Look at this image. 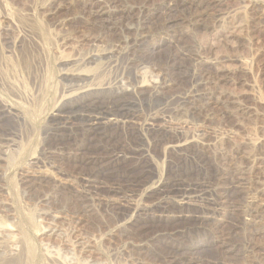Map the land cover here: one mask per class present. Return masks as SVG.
I'll return each instance as SVG.
<instances>
[{"label": "rangeland", "instance_id": "rangeland-1", "mask_svg": "<svg viewBox=\"0 0 264 264\" xmlns=\"http://www.w3.org/2000/svg\"><path fill=\"white\" fill-rule=\"evenodd\" d=\"M126 72L144 91L127 99L132 130L95 135L60 112L72 78L107 102ZM156 90L171 107L205 97L188 145L139 131ZM4 107L0 264H264V0H0ZM197 171L241 187L202 209L162 203L169 179Z\"/></svg>", "mask_w": 264, "mask_h": 264}, {"label": "bare ground", "instance_id": "bare-ground-1", "mask_svg": "<svg viewBox=\"0 0 264 264\" xmlns=\"http://www.w3.org/2000/svg\"><path fill=\"white\" fill-rule=\"evenodd\" d=\"M179 1L180 0H171V2H173V3H176V2L179 3ZM175 5H178V4H175ZM194 13H195V11H194ZM139 34L141 36V33H139ZM134 42H135L134 47H136V48L140 47V44H142L141 43L142 41L140 42V39L138 37L135 38ZM136 52H137V50H136ZM131 60H134V59L132 58ZM142 68L143 67H141V69ZM124 75H125V78L128 79V82L125 81V78L120 79L117 91L115 90L116 92L112 95V97L107 102L98 101L99 97L98 98L93 97V95L89 93L90 90H92L93 88L92 89L81 88L79 86H78V88H74L75 80L72 78L71 81L73 82V85L69 84L68 87L70 89H73V91H72V93H70L71 94L70 96L67 95L68 98H70V102L60 106V109H59L60 112H62L63 114L66 113V115L68 114L69 116H72V119L79 120L83 124L90 126L91 128L87 129L88 133L91 132V133H94L95 135H97V133L99 132V130L98 131L95 130L96 129L95 127L99 128L101 126L103 128L114 127L117 129L119 127H123V128L132 130L133 119H135V117L137 115V112H136L137 110H134V106H135L134 103H132V104L128 103L127 99L130 97V95H134L135 97H137L139 99V98H141V96L144 95V93H143L144 91L142 90L143 89L142 83L137 84V82H135V77L132 75V73L126 72ZM157 84L158 83H155V85L153 86L154 89L158 88ZM197 93L201 94L199 91H194L193 96H185V97L179 99L177 101V103H175L174 107H171V105L169 104L171 102L162 99L161 93L158 92L157 90L152 95H150V97L152 99L153 98L154 99L151 103H148L146 105L149 113L145 116V119H144L143 123H141L142 125H141L140 130H139L140 132H142V135L143 136L145 135V137L148 139L149 146H152L154 148H156V147L158 148L160 146L179 147V145L180 146L188 145L187 144L188 141H186L187 138L185 139V137H184L185 134L183 133V130L185 129L186 125L190 124L191 122L203 123L201 117L205 113V106H204L205 105V103H204L205 97L203 95H198ZM190 94H192V93H190ZM164 103H168L169 106L168 107L166 106V108L163 107L165 109L162 108V110H160L161 112L157 111V113H159V114L154 112L157 105H160V104L165 105ZM199 103H201V104L199 105ZM5 110H6V107H4V111L3 110L0 111V123L2 122V119L5 116ZM140 111H142V109ZM92 120H94L97 123L91 125L90 122ZM198 127H200V125ZM197 132H200V134H201L202 130L198 129ZM129 134H130V132H129ZM104 136H105V134H104ZM184 140H185V142L183 143ZM201 143H203V142H201ZM124 145H125V143H124ZM119 146L121 147L119 150H121L123 152L126 151L125 146H122V145H119ZM197 154H199V156L201 155L199 153V150L197 151ZM118 157H119V159H117V161L119 160L118 162H124V160L126 159V157H124L123 155L122 156L117 155V158ZM50 160H51V158H48V160L43 162V164L44 165H47L48 163L52 164V162ZM77 161H79V160L77 159ZM79 163L82 164V162H80V161H79ZM78 167L79 166H77V165L75 166V168H78ZM183 173H185V172H183ZM213 174H215V173L213 172L212 174H207V173H203L202 171H197L194 174H192V173L187 174V175L185 174L184 175L185 178L183 177L184 179H181V180L169 179L168 181L171 182L172 185L169 186V188H168L169 191L167 193V197L165 198L164 202H162V203H165L167 200H171V198H169V195H170V196H173L174 198L178 199L181 203L180 205L187 206L189 208L190 207H198L199 209H202V208L210 206V205L211 206L217 205L219 203L218 202L219 196H221L224 199H230L228 190L232 191V189H234V192L237 194V191L235 189H238V187H241V184L239 183V180L237 181V177H235V176L221 175L219 183H218L219 188L218 189H210L211 183L214 182L213 181L214 176H216ZM104 175H106V173H104ZM96 176H97V174H96ZM126 179H127V181L124 180L122 182H125V185H128L127 187L134 186L133 183L136 182V181H134V178L132 179L130 177H126ZM112 190H117V187H112ZM174 198H173V200H174ZM174 203H176V202H174ZM160 207H162V206H160ZM5 231H6V229L3 226H0V235ZM13 243L17 244L18 242L13 241ZM18 248L12 249L11 255L16 254L19 251ZM173 259L175 260L176 258L173 257Z\"/></svg>", "mask_w": 264, "mask_h": 264}]
</instances>
